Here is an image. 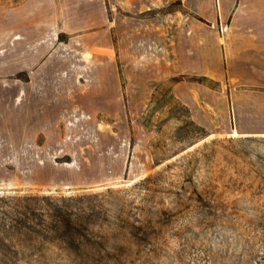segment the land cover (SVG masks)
<instances>
[{
	"label": "rangeland",
	"instance_id": "rangeland-1",
	"mask_svg": "<svg viewBox=\"0 0 264 264\" xmlns=\"http://www.w3.org/2000/svg\"><path fill=\"white\" fill-rule=\"evenodd\" d=\"M189 15L180 0H161L141 14L160 25L162 56ZM137 38H129L130 72L153 44L150 36ZM108 46L92 47V70L118 75L112 109L102 110L99 87H92V115L66 124L63 143L49 142L36 158L47 172L0 190V210L27 196L42 212L66 205L81 231L72 239L66 232L34 238L17 264H84L79 252L101 246L157 254L134 264H264V136L191 123L170 92L172 76L155 84L145 107L127 109L115 28Z\"/></svg>",
	"mask_w": 264,
	"mask_h": 264
},
{
	"label": "crops",
	"instance_id": "crops-1",
	"mask_svg": "<svg viewBox=\"0 0 264 264\" xmlns=\"http://www.w3.org/2000/svg\"><path fill=\"white\" fill-rule=\"evenodd\" d=\"M180 1L191 18L176 24L166 58L160 25L141 16L161 0H0V190L47 172L36 158L63 143L66 124L92 115V87L112 109L118 75L92 70V47L109 50L114 28L127 109L145 107L172 76L170 92L196 125L264 136V0ZM148 36L151 50L130 72L129 38Z\"/></svg>",
	"mask_w": 264,
	"mask_h": 264
},
{
	"label": "trees",
	"instance_id": "trees-1",
	"mask_svg": "<svg viewBox=\"0 0 264 264\" xmlns=\"http://www.w3.org/2000/svg\"><path fill=\"white\" fill-rule=\"evenodd\" d=\"M184 109L187 112L185 107ZM29 200L31 197L28 196L18 199V202L10 205L6 212L0 210L1 264H17L20 260L27 258L29 244L38 236L47 238L51 236L50 233L66 232L72 239L81 231L79 222L72 219L74 213L68 210L66 205L44 207L42 212L43 208H35ZM36 213L40 215L39 223L33 220L38 218ZM45 220L49 221L43 223ZM79 255L84 264H134L136 261L145 262L157 256L153 250H131L122 247L106 250L103 246L92 247V252L84 249L79 252Z\"/></svg>",
	"mask_w": 264,
	"mask_h": 264
}]
</instances>
